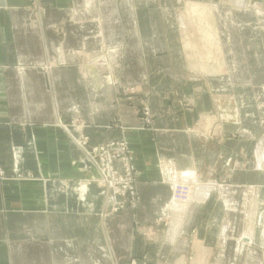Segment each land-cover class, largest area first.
Returning a JSON list of instances; mask_svg holds the SVG:
<instances>
[{
	"label": "crops",
	"instance_id": "obj_1",
	"mask_svg": "<svg viewBox=\"0 0 264 264\" xmlns=\"http://www.w3.org/2000/svg\"><path fill=\"white\" fill-rule=\"evenodd\" d=\"M244 1L0 0V264H264V2ZM81 135L126 141L135 207L110 213Z\"/></svg>",
	"mask_w": 264,
	"mask_h": 264
},
{
	"label": "built area",
	"instance_id": "obj_2",
	"mask_svg": "<svg viewBox=\"0 0 264 264\" xmlns=\"http://www.w3.org/2000/svg\"><path fill=\"white\" fill-rule=\"evenodd\" d=\"M35 3V0H32ZM81 130L79 125H72ZM81 146L88 153L93 168L99 172L98 183L104 188L113 211L135 207L138 203L137 174L131 160L130 151L125 140H112L101 144H90L86 135L80 137ZM7 178V173L0 161V184ZM174 198L187 201L191 196L189 183L177 182L173 189ZM159 220H163L160 218Z\"/></svg>",
	"mask_w": 264,
	"mask_h": 264
},
{
	"label": "rangeland",
	"instance_id": "obj_3",
	"mask_svg": "<svg viewBox=\"0 0 264 264\" xmlns=\"http://www.w3.org/2000/svg\"><path fill=\"white\" fill-rule=\"evenodd\" d=\"M245 2V1H244ZM227 4H229V3H227ZM232 4V5H231ZM231 4L229 5V6H226L225 4H224V7L222 6V8H231L232 9V7H233V1L231 2ZM253 4V3H252ZM239 5H243V4H239ZM222 8H217L216 7V10H220V9H222ZM180 10H181V12L183 13L184 11H187V5L185 4L184 6H181L180 8H179ZM235 9V8H234ZM251 9H253V8H251ZM255 9V8H254ZM262 9V8H261ZM231 20H233V19H230V22H231ZM195 20L192 18L191 20H190V22H188L187 23V25H186V27H189V29H194L195 28V26H197L198 27V23H195L194 22ZM200 23V22H199ZM250 23V22H249ZM255 25H256V23H254ZM250 26H252L251 24H250ZM188 37H189V35H188ZM125 91H127V93L129 94V95H131V96H129V99L130 100H132L133 101V105H135L136 106V109H137V113L139 114V116L141 117V119L143 120V123H144V125H153L154 124V119H155V112L153 111V109H152V106H151V102H150V100H149V95L147 94V96L146 97H142V98H135V94L137 93L136 92V90H135V87H127L126 89H125ZM190 105H191V103L189 102V99L188 98H186V99H182L181 101H180V107L183 109V110H189L190 109ZM192 106V105H191ZM218 117H217V115L216 114H204V115H202L201 117H200V124H206V125H221V122H218ZM71 126L72 125H81L80 123L79 124H77V121H75V120H72L71 121ZM199 124V125H200ZM62 125H66V124H62ZM68 125V124H67ZM81 130H82V128H81ZM81 130L79 131V132H81ZM216 132V131H215ZM118 141H120V140H124V139H117ZM126 145H127V143H126ZM127 147H128V145H127ZM128 149H129V147H128ZM190 185V187H191V194L193 193V186L191 185V184H189ZM105 191V190H104ZM107 200L109 201V199H108V197H107ZM175 200H177V199H175ZM110 202V201H109ZM179 202V201H178ZM111 203V202H110ZM113 203H111V210H110V213H119L120 211H121V209L119 210V211H113L114 209H113ZM123 210V209H122ZM159 221H161V220H159Z\"/></svg>",
	"mask_w": 264,
	"mask_h": 264
},
{
	"label": "bare ground",
	"instance_id": "obj_4",
	"mask_svg": "<svg viewBox=\"0 0 264 264\" xmlns=\"http://www.w3.org/2000/svg\"><path fill=\"white\" fill-rule=\"evenodd\" d=\"M235 1H236L235 4L246 5V2H244V0H235ZM252 5H254V8L257 10L256 7L261 9L260 6L262 4L259 5V3H256V1L255 2L253 1ZM187 9H188L189 17H193L195 19H199L200 26H203L204 28L207 29V31H209V33H206L207 40L210 41V43H211V41H213V38L217 39V34L218 33L216 32V30H217L216 28L217 27L215 28V24H214V18H213L214 17V15H213L214 13H213L212 6L210 4H207V2L206 3H204V2L202 3V2H198V1L197 2H195V1H187ZM204 64H205V62H204ZM197 65H199V64H197Z\"/></svg>",
	"mask_w": 264,
	"mask_h": 264
},
{
	"label": "water",
	"instance_id": "obj_5",
	"mask_svg": "<svg viewBox=\"0 0 264 264\" xmlns=\"http://www.w3.org/2000/svg\"><path fill=\"white\" fill-rule=\"evenodd\" d=\"M253 1H256V0H250V3L252 4ZM259 2H264V0H258Z\"/></svg>",
	"mask_w": 264,
	"mask_h": 264
}]
</instances>
